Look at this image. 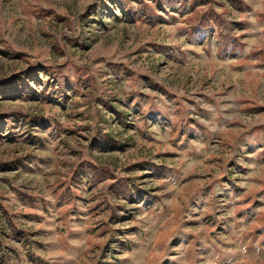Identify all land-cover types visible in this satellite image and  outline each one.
<instances>
[{"label": "rangeland", "instance_id": "obj_1", "mask_svg": "<svg viewBox=\"0 0 264 264\" xmlns=\"http://www.w3.org/2000/svg\"><path fill=\"white\" fill-rule=\"evenodd\" d=\"M0 264H264V0H0Z\"/></svg>", "mask_w": 264, "mask_h": 264}, {"label": "trees", "instance_id": "obj_2", "mask_svg": "<svg viewBox=\"0 0 264 264\" xmlns=\"http://www.w3.org/2000/svg\"><path fill=\"white\" fill-rule=\"evenodd\" d=\"M223 37H224V36H223ZM221 43L223 44L222 48L225 50V49L227 48V44H228L229 42H227V41L225 40V38H223V40L221 41ZM232 46H235V45L233 44ZM233 48H234V47H233Z\"/></svg>", "mask_w": 264, "mask_h": 264}]
</instances>
